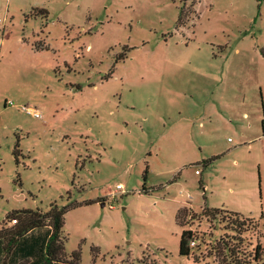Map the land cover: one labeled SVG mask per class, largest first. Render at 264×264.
Returning a JSON list of instances; mask_svg holds the SVG:
<instances>
[{
    "label": "rangeland",
    "instance_id": "1",
    "mask_svg": "<svg viewBox=\"0 0 264 264\" xmlns=\"http://www.w3.org/2000/svg\"><path fill=\"white\" fill-rule=\"evenodd\" d=\"M0 19V228L57 204L81 264H264V0H0Z\"/></svg>",
    "mask_w": 264,
    "mask_h": 264
},
{
    "label": "trees",
    "instance_id": "2",
    "mask_svg": "<svg viewBox=\"0 0 264 264\" xmlns=\"http://www.w3.org/2000/svg\"><path fill=\"white\" fill-rule=\"evenodd\" d=\"M262 127L264 131V121L262 122ZM217 209L219 208H204L203 214L215 215ZM67 211L68 208L58 206L57 204H51V208L48 211L39 208H23L10 211L5 217L3 227L0 229V245L3 244L1 249L4 253H9V250H12L15 244L26 234H30L39 228L49 227L51 234H49L45 244L46 254L49 257L48 260H64L66 256L64 224ZM183 213L187 214L185 207L180 208L178 211L177 220L179 223L182 221ZM8 223L12 224L8 225ZM243 223L244 221H239L238 225H240V228L243 226ZM181 224L183 225V223ZM192 239V230L185 229L182 231L181 238L179 239V251L182 255L189 256L192 254V247L190 245ZM260 248L261 246L257 244L254 251L255 260L261 258ZM71 256L74 260H79L80 257L78 251L73 252Z\"/></svg>",
    "mask_w": 264,
    "mask_h": 264
},
{
    "label": "crops",
    "instance_id": "3",
    "mask_svg": "<svg viewBox=\"0 0 264 264\" xmlns=\"http://www.w3.org/2000/svg\"><path fill=\"white\" fill-rule=\"evenodd\" d=\"M11 224L8 223V225ZM3 225L4 222L1 228ZM49 234H51L49 227L36 229L21 238L15 244V247L9 250V253H4L1 249L3 244L0 245V264H81L80 258L79 260H74L71 255L67 256V254L64 260H48L45 244Z\"/></svg>",
    "mask_w": 264,
    "mask_h": 264
},
{
    "label": "built area",
    "instance_id": "4",
    "mask_svg": "<svg viewBox=\"0 0 264 264\" xmlns=\"http://www.w3.org/2000/svg\"><path fill=\"white\" fill-rule=\"evenodd\" d=\"M1 20V19H0ZM31 111H32V114L33 115H35V116H37L38 115V111H37V109H30ZM117 186V189H121V184H119V185H116ZM191 245H195V242L194 241H191Z\"/></svg>",
    "mask_w": 264,
    "mask_h": 264
},
{
    "label": "water",
    "instance_id": "5",
    "mask_svg": "<svg viewBox=\"0 0 264 264\" xmlns=\"http://www.w3.org/2000/svg\"><path fill=\"white\" fill-rule=\"evenodd\" d=\"M105 204L104 203H102V206H104Z\"/></svg>",
    "mask_w": 264,
    "mask_h": 264
}]
</instances>
